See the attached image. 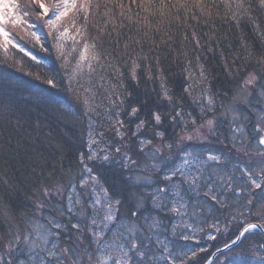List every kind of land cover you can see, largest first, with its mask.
<instances>
[{
	"label": "snow or ice",
	"instance_id": "snow-or-ice-1",
	"mask_svg": "<svg viewBox=\"0 0 264 264\" xmlns=\"http://www.w3.org/2000/svg\"><path fill=\"white\" fill-rule=\"evenodd\" d=\"M36 2L42 9L39 13L40 18L48 17L43 24V27L48 29L45 36L46 38L51 37L50 42L54 41L52 46L64 60L62 66L67 68L68 65V56L65 54L63 41L72 39L75 43H79L80 41L76 39L79 36L83 41V46L79 52L77 70L80 69L81 62L86 61L90 73L96 69L103 73L99 75V80L102 82L101 87L105 83L108 84V88L105 89L108 94L106 113L112 132L115 134L114 138H118L117 145L119 146L113 145L105 137L103 131H96L92 127L91 121L94 118L102 119L105 115V112L100 111L95 103L94 85L85 88L77 81L74 86L72 74L66 73L68 90L75 95V99L83 109L84 118L90 122L86 141L87 153L82 152L78 156L82 166L78 182L82 190L85 188L92 190L95 198L85 197L81 202L72 201L70 197H67L68 204L59 209V216H53L47 222V227L28 228L21 223L11 230L5 229L4 234L0 235V264H92L93 252L108 254V260L104 261V264H108L109 261L110 264H160L161 261L164 264H208L207 257L203 261L200 260V253L205 252V249L201 248L199 252L196 250L176 252L174 251L175 246L167 236L161 239L164 235L162 230H167L168 227L165 221L173 217L180 221L179 224L171 225L173 235L177 234L178 229L192 230L193 233L203 231L196 221L188 223L191 217L197 215L190 210L192 194L200 195L201 190H203V196L218 208H223L225 211L232 209L225 217L228 224L224 227L228 231L231 230L228 225H237V228L234 238L230 244L224 245L225 248L235 247L256 230L264 234V172L256 174L245 167L241 170L239 178L227 172L221 174L213 167L214 165L218 168L225 166L220 154L209 151L201 157L189 150L195 141H206L209 135L215 138L219 123L239 124L243 119L239 111L241 107L258 110L259 117L253 127L258 134L264 133L262 75L254 71L229 68L225 60L224 71L230 77L244 71V79L240 88L246 96L241 103L233 102L220 114L216 113L218 101L211 91L210 70L199 64V56L196 57L199 72L198 83L204 86V90L198 98L191 101L197 105L199 116L185 112L179 101H173V97L169 95L170 90L165 84L167 77L162 68H157L155 76V79L159 81L158 95L174 107L173 113L162 115L158 111H151L148 113L147 121L140 119L139 113L145 107L146 102H139L136 106L124 109L125 96L122 94V91L127 90L123 83L125 73L131 81L136 83H139L141 75H144L146 79H153L152 63L147 62L148 57L143 51L145 42L150 51L158 47L157 38L161 45L167 46L168 42L173 39L171 29L176 27L191 29L195 45L199 48L201 44L192 28L193 24L212 28L214 27L213 22L221 18L237 26L245 18L254 24L253 15L258 8H264V0H255V2L253 0H220L224 7L223 17L218 11L220 3H217V0H60L51 9L45 6L43 0H36ZM69 13H71L70 17ZM25 16H27L26 12L18 13L13 7L11 23H22L28 28L35 29L28 33L31 38H34L32 46L47 51L48 49L41 41V36L37 34L39 29L36 23H29L27 19H24ZM93 16L100 17L102 22L92 24L90 17ZM66 17H69L75 33L71 37H69V27L62 23ZM4 23L5 13L3 6L0 5V47L7 51L11 46L19 53L30 57L32 61H37V57L28 46L23 44V41L17 42L18 38H9L10 33L5 30ZM90 28L96 30V36H89ZM161 33L163 35H159ZM208 41L217 43L212 36H206V42ZM105 44L108 48H105ZM211 50L209 48V51ZM153 62L159 64L158 55L154 57ZM259 62L256 61V63ZM187 63L191 65L192 61L189 60ZM232 63L235 64L237 61L234 60ZM31 74L30 72L29 75ZM39 78L37 76V79ZM192 78L191 71L186 69V79L191 80ZM45 82L55 86L53 79H47ZM89 82L91 83V80ZM190 87L191 85H188L183 89L189 96H191ZM81 92L84 94L81 95ZM127 96L131 97L132 93L127 92ZM0 103L3 102L0 101ZM121 115L129 118L130 122L131 118H135V122L131 123V127L126 128L124 119L120 118ZM204 115L209 118L198 124L197 121L202 120ZM7 117H15L14 124L11 119L8 121L13 130L23 126L22 117L16 115L11 109H7ZM166 121L169 122L170 127L175 126L178 129L175 143L166 142L164 145L175 155L165 157L158 150L156 151L162 161L157 171L163 174L156 177L155 184L147 180L146 174H142L145 177L143 182L154 190L147 196L142 195L133 200L126 217H122L119 211L122 201L111 195L108 189L100 184L99 172H94V168L89 165H93L96 169H104L112 168L118 163L121 169L127 171L139 168L137 161L128 154L131 149L122 151L126 134L131 132L132 136L139 140L138 151L143 154L144 147L151 145L152 139L158 137L163 140L165 137L164 131H157L152 139H140L143 132L152 125L157 128L163 127ZM235 130L240 131L239 128ZM180 132L184 135H180ZM5 143H8L10 148H15V145L9 141ZM259 145L264 147V135H259ZM244 155L248 154L244 153ZM170 159L179 160L180 163L169 167ZM262 160H264V155H262ZM37 175L40 179L48 180L49 186L37 183L40 194L45 200L63 195L62 186L52 184L51 173L47 177L43 173H37ZM237 179L243 183L237 184ZM137 183L140 186L139 177ZM5 188L7 189V185ZM97 188L100 189L99 192L95 191ZM229 195L247 196L248 198L239 203H230L227 199ZM33 206L39 212L50 208V205L45 204H34ZM153 209L156 210L155 215L150 214ZM200 215H203V211ZM238 217L242 219L238 220ZM14 219L12 206L0 200V227H3L5 220ZM118 220H124V226L115 231L113 226ZM202 223H207V221H202ZM218 224L219 220L210 227L219 232ZM75 233L79 235H73ZM61 235H66L67 240L63 247H58L54 241H58ZM181 238L189 240L193 237L181 235ZM257 250H264V245L257 246ZM219 251L220 249H217V252ZM96 264H101V260L97 259ZM234 264H246V261L239 260Z\"/></svg>",
	"mask_w": 264,
	"mask_h": 264
},
{
	"label": "trees",
	"instance_id": "trees-1",
	"mask_svg": "<svg viewBox=\"0 0 264 264\" xmlns=\"http://www.w3.org/2000/svg\"><path fill=\"white\" fill-rule=\"evenodd\" d=\"M16 2L17 12H26L27 16L24 19H27L29 23H36L39 29L37 34L41 36L44 47L48 50L44 51L32 46L34 39L28 33L35 29L28 27L27 29L25 27L10 29L15 39L18 38V41H23V44L28 46L37 57V61H32L30 57L19 53L11 46L7 51L0 47V101L3 102L0 103V200L12 206L15 217L14 220L4 221L3 227H0V235L4 234L5 229L11 230L18 224H29L28 222L37 210L34 204L50 205L51 202L57 204V198L45 200L40 194L37 183L43 186L49 185L48 180L40 179L37 173H43L45 177L51 173L52 184H59L64 189L74 180H79L82 166L78 156L82 152L87 153L86 141L89 127L88 120L84 118L83 109L75 99V95L68 90L66 77V73L74 74L70 68L81 51L83 41L79 36L76 37L80 42L75 43L74 58L72 62H68L67 68L63 67L64 60L52 46L54 41L50 42L51 37L46 38L45 36L48 29L43 27V24L48 17L40 18L39 13L42 9L35 0H16ZM217 3H220V0H217ZM218 11L223 17L222 3ZM70 16L71 13H69ZM69 17H66L64 21L72 28ZM90 20L92 24L102 22L98 16L90 17ZM253 20L254 24L245 18L237 26L221 18L213 22L214 27L212 28L193 24L192 28L200 40L201 47L199 48L195 45L191 29L185 28L173 27L171 29L173 39L168 42L167 46L161 45L157 38L158 47L150 51L145 42L143 51L148 57L147 62L152 63L153 79L149 80L141 75L139 83H136L131 81L125 73L123 83L127 90L122 91L125 96L123 108L127 109L130 106H136L139 102H146L145 107L139 113V118L146 121L151 111H158L162 115L174 112V107L158 95L159 81L155 79V76L157 68H162L167 77L165 84L170 90L169 95L173 97V101H179L184 109L189 108L195 111L194 103L191 101L196 99L198 92L204 90V86L198 83L197 56L200 57L199 64L210 70L211 91L215 97L234 96L235 90L240 87L244 79V71L230 77L224 71V61L227 60L229 68L254 71L257 74H260L264 64V8L256 10ZM186 32L187 36H185ZM96 35V30L90 28L89 36ZM206 36L214 37L217 43L206 42ZM105 48H108L107 44ZM209 48L212 50L209 51ZM157 55L159 64L153 62ZM189 60L192 61L191 65L187 63ZM234 60L237 63L233 64ZM256 61L260 62L256 63ZM186 69L192 73L191 80L186 79ZM30 72L31 75H29ZM92 74L99 76L103 73L96 69ZM37 76L40 78L37 79ZM47 79H53L55 86L48 85L45 82ZM188 85H191L189 88L191 96L183 91ZM127 92H131L132 96L128 97ZM7 109H11L16 115L22 117L23 126L21 128L13 130L8 121L11 119L14 124L15 117H7ZM122 117L126 128L131 127V123L135 122V118H131L130 122L129 118L123 115ZM151 127L146 130H150ZM159 128L167 135L171 134L169 122L166 121L163 127ZM143 135H148V133L143 132ZM125 138L132 144L136 141L131 132H128ZM5 141L14 144L15 148H10ZM243 157L246 156L243 155ZM259 164L261 163L252 161L250 168ZM89 166L94 168V172H99L100 181L108 192L122 201L119 211L121 216L126 217L132 201L137 197V189L132 182L131 172L121 169L118 164L104 169H96L91 164ZM149 206L151 207L150 202ZM150 214L155 215L156 210L153 209ZM226 216L228 214L223 208L216 210L213 218L215 221L219 220L221 228L219 232L214 230L212 236L215 237L214 239H211V236H204L199 241L183 242L182 238L172 237L174 251L196 250L199 252V249L203 248L205 252L200 253V260L203 261L205 257L209 259L217 248L230 242L236 233L237 225H228L231 230H225L224 226L228 224ZM239 219L242 218L238 217ZM183 243H190L194 246L185 248L182 246ZM259 245H264V234L256 230L244 241L220 254L214 264L222 258L227 259L226 264H234L239 260L246 261V264H264V259H262L264 250L258 251L257 246Z\"/></svg>",
	"mask_w": 264,
	"mask_h": 264
},
{
	"label": "rangeland",
	"instance_id": "rangeland-1",
	"mask_svg": "<svg viewBox=\"0 0 264 264\" xmlns=\"http://www.w3.org/2000/svg\"><path fill=\"white\" fill-rule=\"evenodd\" d=\"M36 1V0H35ZM46 7L51 9L53 5L58 4L60 0H43ZM16 0H0V5L3 6V12L5 13V23L4 27L5 30L10 33L9 38H14L13 33L11 32L10 28H18L21 29L22 27H25V25L19 24H12L11 23V16L13 7H15L17 11L16 6ZM37 3V2H36ZM39 6V4L37 3ZM63 25L69 27V37L74 35V32L71 31V27L69 25L65 24V21L63 20ZM27 29V28H26ZM34 39V38H33ZM42 41V40H41ZM17 42H20L17 40ZM43 42V41H42ZM64 43V51L65 54L68 56V62H72V59L74 58V47L75 42L72 39H66L63 41ZM82 50V48H81ZM79 56V55H78ZM78 56L76 57V61L74 64L71 65L70 70L72 69L73 73L72 78L74 82V86L76 82L78 81L79 84H82L85 88L93 87V91L95 92V103L99 106L100 111L105 112V115L102 119H93L91 121L92 127L96 131H103L106 138H108L113 145H117L118 138H114V133L111 129V124L108 119V115L106 113L107 103H108V94L106 93L105 89L108 88V84H103V87H101V81L99 80V76L96 74H92L89 72L88 63L81 62V67L79 70H77V60ZM93 67H95L93 65ZM258 75H262V85H264V64L261 68V72ZM91 80V83L89 82ZM84 93L81 92V95ZM201 95V92H198L196 98H198ZM246 96V93L241 90L239 87L235 90L234 96L232 97H223V98H216L218 101V106L216 108V113L220 114L225 110L226 107H229L232 105L233 102L241 103L244 97ZM184 109V106H182ZM195 111L192 109H184L185 112L191 113V115L199 116L200 113L198 111V107L196 104H194ZM239 111L242 113L243 119L239 124L232 125L227 122H221L217 125L216 128V135L215 138H213L211 135L208 136V139L206 141L199 140L195 141L192 148H190V151H193L195 154L203 157V155L207 154L209 151H212L213 153L220 154L222 156V160L224 162V167L218 168L215 165L213 166L216 171H219L221 174L224 172H227L229 175H233L237 178L241 175V170L243 168H248L249 171L260 174L261 172H264V160H262V155H264V149L259 145V135H262L263 133H257L256 129L253 127V124L257 122V119L259 117L258 110H249L247 107H241ZM120 118H123L122 115ZM209 116L204 115L202 120H198L197 123H202L203 120L208 119ZM89 122V121H88ZM90 123V122H89ZM126 127V126H125ZM239 128L240 131L237 132L235 129ZM191 130V126L189 127V131ZM89 131V127H88ZM157 131H164L161 128H157V126H152L150 130H145V133H148V135H142L140 139H152L153 134ZM178 129L175 126H171V134L167 135L165 133V137L163 140L160 138L152 139L151 145H146L144 147L143 154H140L139 149V140L136 139L133 144L127 141L125 138L123 141V148L122 151H128L131 149V151L128 152V154L132 157L133 160L137 161V163L140 165L139 168H133L131 172V178L133 184H135V189H137V197L147 196L148 193H151L154 188H148L147 184L144 183V175L146 174V178L149 181L156 180V177L160 174L157 169L160 167L162 161L159 157V155L156 154V151L158 150L160 153H162L165 157H173L175 154L171 151H169L164 145L165 143H175L176 139V133ZM165 132V131H164ZM180 135H184L183 132H180ZM241 141L243 143H241ZM119 146V145H117ZM234 151V152H233ZM236 152V153H235ZM244 153H247L248 155L246 157H243ZM252 153V154H251ZM243 159V160H240ZM245 159V160H244ZM260 162L261 164L255 165L253 168L251 167V162ZM179 160H169V167H173L177 164H179ZM118 164V163H117ZM119 165V164H118ZM90 167V166H89ZM256 169V170H255ZM167 171V169H165ZM258 171V172H257ZM82 172V171H81ZM140 178V186H138L137 179ZM73 181L69 184V186L64 189L63 195L58 197L57 204H53L51 202L50 208L43 212L35 211V215H33L32 219L29 224H26L28 228L35 227H47V222L53 218V216H59L60 212L59 209L62 207H65L68 204L67 197H70L72 201H81L83 202L85 197H90L94 199V195H92V190L90 189H83L81 188L79 182ZM237 184L243 183V181H240L237 179ZM100 184L105 187L101 181ZM158 187V185H156ZM96 192H99L100 189H95ZM136 197V198H137ZM203 190H201L200 195L192 194L191 197V206L190 210L194 213H197V215L191 217V219L188 220V223H192L193 221H196L197 224L200 225L201 228H203V231H195L193 233L192 230H183L181 229L177 230V234L173 235L171 232V225L172 224H179L180 221L178 218L173 217L171 220L166 221V225H168L167 230L164 231V235L161 236V239H163L165 236L174 244V240L172 237L175 238H181V235H189L193 237L189 240H183V242H194L199 241L202 238L213 236L214 229L210 227L211 224L216 223L215 219L213 218L215 216V212L218 209L216 205H214L213 202H210L207 198H203ZM248 197H237V196H231L229 195L227 197L228 201L230 203H239L241 200H245ZM64 204V205H63ZM209 209L211 211H209ZM201 211H203V215H200ZM232 211L231 208H229V211H226V213L229 215V212ZM149 215V214H145ZM123 217V216H122ZM207 221V223H202V221ZM124 220H118L116 224L113 226V230L118 231L124 226ZM219 228H221L220 223L217 225ZM195 227V225H194ZM87 231V229H85ZM73 235H79V233H75ZM67 240L66 235H61L59 237L58 241H54L57 243L58 247H63L65 241ZM87 243V241H85ZM172 244V245H173ZM186 244V245H184ZM171 246V245H170ZM182 246H189L192 248L190 243H183ZM179 248V247H178ZM181 251V250H180ZM190 251V250H188ZM93 262L92 264H96V260H101V264H104V261L108 260V254L105 252L95 253L93 252ZM23 258V257H21ZM226 258L219 259V261L216 264H226ZM110 264V261L108 262ZM160 264H164L163 261L160 262Z\"/></svg>",
	"mask_w": 264,
	"mask_h": 264
},
{
	"label": "water",
	"instance_id": "water-1",
	"mask_svg": "<svg viewBox=\"0 0 264 264\" xmlns=\"http://www.w3.org/2000/svg\"><path fill=\"white\" fill-rule=\"evenodd\" d=\"M231 243V242H230ZM230 243H228V244H230ZM218 249H220V251L219 252H217V250L211 255V257L208 259V264H212V262L215 260V258L219 255V254H221L222 252H226V251H228L229 249H231V248H225L224 246H222V247H220V248H218Z\"/></svg>",
	"mask_w": 264,
	"mask_h": 264
}]
</instances>
